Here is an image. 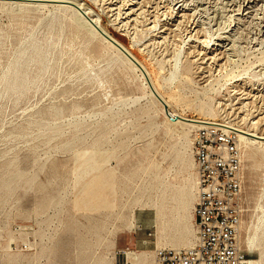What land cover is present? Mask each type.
<instances>
[{
    "label": "rangeland",
    "instance_id": "374dc122",
    "mask_svg": "<svg viewBox=\"0 0 264 264\" xmlns=\"http://www.w3.org/2000/svg\"><path fill=\"white\" fill-rule=\"evenodd\" d=\"M73 1L101 17L179 115L256 122L264 134V0ZM149 92L71 9L0 3V264H110L141 240L154 259L156 248L190 247L172 245L185 229L195 243L193 130L168 121ZM85 150L102 155L79 166ZM111 172L115 195L99 192L114 208L91 209L90 184ZM241 179L240 246L260 261L246 239L264 226V157L244 147Z\"/></svg>",
    "mask_w": 264,
    "mask_h": 264
},
{
    "label": "built area",
    "instance_id": "2783aa9c",
    "mask_svg": "<svg viewBox=\"0 0 264 264\" xmlns=\"http://www.w3.org/2000/svg\"><path fill=\"white\" fill-rule=\"evenodd\" d=\"M193 157L198 175L195 243L155 249L156 264H247L239 243L241 148L236 133L216 126L197 129Z\"/></svg>",
    "mask_w": 264,
    "mask_h": 264
},
{
    "label": "bare ground",
    "instance_id": "6f19581e",
    "mask_svg": "<svg viewBox=\"0 0 264 264\" xmlns=\"http://www.w3.org/2000/svg\"><path fill=\"white\" fill-rule=\"evenodd\" d=\"M7 1V2H5ZM9 1V2H8ZM252 1V0H251ZM23 3L24 5L30 4V5H47V3H52L53 6L56 7H65L69 8L73 11L75 15V20L80 25L81 27L85 28L92 34H95L97 37L102 39L109 45L111 48L115 49L124 59L126 62L133 67V69L137 72L140 73L143 85L147 87V89H150V95L152 99L159 105L160 110L163 112V114L167 117L168 121H170L173 124L178 123L181 126H187L189 129L193 130V135L194 132L197 129L207 127V126H216L224 131H231L237 134L238 139H239V145L241 148V174H242V166H243V147L244 151L248 155V157H252L257 154H261L264 157V134H258L253 128L255 127L254 125L256 122H253L251 125L252 128H248L247 130L242 129L240 126H233L230 124H225V123H218L215 120L212 119H189L186 117H183L179 115L177 112H175L172 108V106L164 99L160 91L157 90L152 75L149 72V69L126 47L124 46L121 42H119L115 37L109 33L107 29L102 27L101 24V17L93 14L91 11V8L83 4L82 2H76L73 0H0V3ZM25 2H34V3H25ZM54 3L56 5H54ZM63 3V4H61ZM252 3V2H251ZM58 4V5H57ZM182 5V4H181ZM72 6L73 8L69 7ZM178 6V5H177ZM151 8V7H150ZM112 10V9H111ZM110 10V11H111ZM127 12V11H126ZM133 9L131 8L127 15H132ZM138 15V13H137ZM165 15V14H164ZM124 16V15H123ZM139 16V15H138ZM129 17V16H128ZM143 17V16H142ZM121 19V18H120ZM113 41L120 47H122L128 54V56H125L121 51L117 49L115 45H113L110 41ZM229 47V46H228ZM234 48V47H233ZM180 54V53H179ZM178 54V55H179ZM176 55V57L173 59V67L174 70L178 72L179 67V57ZM216 57V56H215ZM179 73V72H178ZM174 74V73H173ZM172 74V76H173ZM176 77V75H175ZM186 134H183V136L187 139L185 136ZM193 144V140H192ZM179 149V148H178ZM93 153V154H92ZM92 156H97V155H102V152L96 151V150H85L82 152H77L75 153V163L77 165H86L88 162H92L91 157ZM193 154V151H192ZM194 158V157H193ZM95 162V171L100 172L102 170V161L101 159L94 160ZM195 163V161H194ZM191 165H193V162H191ZM196 167V164H195ZM77 168L75 167L74 174H76ZM197 174V170H196ZM111 175V178L106 180L104 177H99L95 179L89 186L88 193L90 192L92 200L88 203L89 207L91 209L97 210L100 207H111L112 209L114 208L115 203H103V199L101 198L99 190H105L109 188L114 192L115 195V184H114V172L109 173ZM242 192V190H241ZM197 193H198V175H197V191H196V201H197ZM182 200H180L179 203V210L186 214L189 211V208L191 207L190 203L187 201L188 196H189V190H183L182 192ZM242 196V195H241ZM196 205V203H195ZM195 208V207H194ZM155 211V210H154ZM191 223L195 225V214L191 215ZM240 225H241V220H240ZM196 230V229H195ZM192 232L188 229L184 231L183 236L178 239V241H175V243H172L173 246H178V247H184V246H190L192 243ZM118 238V237H117ZM118 240L113 242V247L116 248L118 245ZM239 243H240V226H239ZM188 247V248H190ZM241 247V246H240ZM246 247L251 250V251H256L258 250L260 253V261H254V260H248L247 259V264H258L262 263L264 264V226L262 229V233L259 238H257L256 235H253L252 237H249L246 239ZM158 249V248H156ZM159 249H166V248H159ZM173 249V248H172ZM187 249V248H183ZM178 250V249H176ZM116 253L113 252L111 256L109 257L110 259V264H114L115 258H116ZM121 255L128 260V263L133 264L136 260H143L142 264H148V260L153 258L152 253L143 251H135L130 248L127 250H124L121 252ZM8 264H19L16 260L13 258H8ZM154 264H156L155 260V250H154Z\"/></svg>",
    "mask_w": 264,
    "mask_h": 264
},
{
    "label": "crops",
    "instance_id": "0c3cea01",
    "mask_svg": "<svg viewBox=\"0 0 264 264\" xmlns=\"http://www.w3.org/2000/svg\"><path fill=\"white\" fill-rule=\"evenodd\" d=\"M141 245H139V247L136 248L137 251H142L143 250V246L145 247L146 245V241L145 240H141L140 241ZM154 262V259H149L148 260V264H153ZM143 263V260H136L133 264H142ZM114 264H131V263H128V260L125 259L121 254L120 255H116V258H115V261H114Z\"/></svg>",
    "mask_w": 264,
    "mask_h": 264
},
{
    "label": "water",
    "instance_id": "95a60500",
    "mask_svg": "<svg viewBox=\"0 0 264 264\" xmlns=\"http://www.w3.org/2000/svg\"><path fill=\"white\" fill-rule=\"evenodd\" d=\"M108 41H110V40H108ZM113 45H115L116 47H117V49L119 50V51H121L125 56H128V54H127V52L122 48V47H120L119 45H117L116 43H114L113 41H110Z\"/></svg>",
    "mask_w": 264,
    "mask_h": 264
}]
</instances>
